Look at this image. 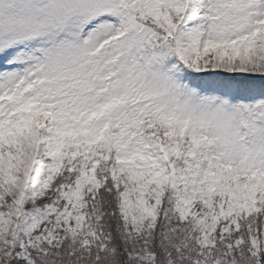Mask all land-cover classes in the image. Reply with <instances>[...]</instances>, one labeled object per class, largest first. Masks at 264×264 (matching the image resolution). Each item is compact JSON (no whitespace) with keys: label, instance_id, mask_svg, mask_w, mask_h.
Wrapping results in <instances>:
<instances>
[{"label":"snow or ice","instance_id":"snow-or-ice-1","mask_svg":"<svg viewBox=\"0 0 264 264\" xmlns=\"http://www.w3.org/2000/svg\"><path fill=\"white\" fill-rule=\"evenodd\" d=\"M0 264H264V0H0Z\"/></svg>","mask_w":264,"mask_h":264}]
</instances>
